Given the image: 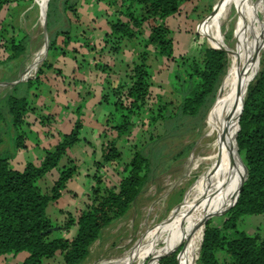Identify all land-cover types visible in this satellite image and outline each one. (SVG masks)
<instances>
[{
	"label": "trees",
	"instance_id": "16d2710c",
	"mask_svg": "<svg viewBox=\"0 0 264 264\" xmlns=\"http://www.w3.org/2000/svg\"><path fill=\"white\" fill-rule=\"evenodd\" d=\"M55 1L51 0L47 4V33L53 26L50 17ZM192 1L121 0L119 9L113 15L117 19L107 21L109 33L103 36V41L110 44L109 53H117L122 41L138 38L144 42V51L139 62L128 68L124 82L108 89L101 97V103L112 108L106 120V131H114L116 138L102 143L101 160L98 164L119 163L121 153L116 149V143L133 125L132 118L143 112L152 114L147 121L150 128L147 139L149 149L140 147L133 153L130 160L123 164L121 176L115 186L102 184L100 178L93 176L92 184L95 182V185L90 187L89 204L76 215L67 213L64 227L61 228L68 231L74 227L73 237L50 238L51 233L45 232L54 227V224L45 215V210L49 203L60 198L66 183L72 179L75 167L62 169L48 192L41 193L35 182L54 169L65 151L80 141L81 123L76 121L70 134L64 135L38 165L29 163L22 171L12 170L8 166V158L0 156V256L25 252L27 256L23 264H42L43 260H51L58 255L61 264H83L89 256L90 247L101 238L102 232L129 211L151 181L162 158L161 148L155 145L166 138L187 133L205 115H211L215 111L214 98L228 67L227 53L222 48H210L200 41L203 34L199 27L198 33H193L195 53L188 57L174 56L170 30L165 24L166 18L178 16L181 7ZM9 2L31 5L33 0H0V12ZM74 6L68 0H63L64 10L73 11ZM55 11L57 13V9ZM118 16L123 17L124 22ZM144 25L148 32L143 38L140 30ZM12 28L13 26L10 29L13 30ZM8 31L9 29L0 27V48L5 54L0 59V65L18 59L25 53L28 45L26 36L16 38L9 35ZM55 38L53 36L49 39L48 51L55 46ZM149 46L153 47L154 56L163 60L164 66L174 63L180 69L174 75L176 84L171 90L175 100L163 101L159 94L152 96L151 71L146 63V50ZM46 66L51 69V65L43 62L33 80L39 78L41 68ZM97 68L98 64L95 66ZM102 69L109 70V67L104 65ZM179 74H183L184 79ZM33 80L27 81V87ZM1 108L5 109L9 118L6 124L13 126L14 130L25 124L27 114L33 109L26 94L7 96ZM115 117L118 121L112 124ZM4 119V114H0V120ZM234 129L237 146L235 167L239 183L235 188L210 195L203 203L204 219L201 231L200 228L197 231L196 244H200L198 249L196 246L197 251L193 256L194 264H223L218 259V253H224L229 258V264H264V238L258 234L248 235L236 230L239 218L264 213V60H260V55L258 69L247 87ZM23 140L20 133L12 136L11 143L15 151L25 148ZM190 148L191 145H188L184 153ZM242 165L245 169L243 183ZM227 192H232V195L215 196ZM221 199L226 202L225 219L220 227H211L210 218ZM192 240L190 234H182L171 248L154 254L150 264H182V257L191 248ZM165 253L169 254L162 257Z\"/></svg>",
	"mask_w": 264,
	"mask_h": 264
},
{
	"label": "rangeland",
	"instance_id": "374dc122",
	"mask_svg": "<svg viewBox=\"0 0 264 264\" xmlns=\"http://www.w3.org/2000/svg\"><path fill=\"white\" fill-rule=\"evenodd\" d=\"M68 1L71 4H75V13L80 17V28L77 32L84 31L86 35L92 34L93 38L96 39L109 33L107 21L109 19H117V16L113 15H115L121 5V0H98L102 3L97 6L93 4V0ZM83 1H85V4ZM219 1L221 0H193L181 7V12L178 16L165 19V24L170 30L169 37L172 38L174 45V56L184 55L188 57L195 53L196 41H194L193 33H198L199 27H201L203 34V37L200 36V41L205 42L210 48L213 47L208 42L204 26ZM249 3L251 19L257 25L264 17V2L263 0H249ZM45 4L46 0H43L41 5L37 4L36 0H33L31 5L25 4L22 8L16 9L14 14L16 23H14L13 30H9L10 34L16 38L26 36L29 44L21 59L0 65V114H4V118H8L5 109L1 107L3 100L11 94L15 96L26 94L28 103L33 108L30 113L33 114L30 117L31 119L27 118L25 124H21L17 128L18 130H14L13 126L0 120V156L8 158V166L12 170L22 171L29 163L38 165L46 153L52 151L64 135L70 134L76 121L81 123L80 141L65 151V154L54 169L35 182V186L41 193L48 192L62 169L70 166L75 167L72 179L66 183L60 198L55 202L49 203L45 210V215L54 224V227L58 228L57 231L50 234V238L60 237L64 239L73 237L75 233L74 227L68 231L61 229L64 227L67 213L76 215L78 211L84 210L86 205L89 204L90 187L95 185V182L92 184L93 176L100 178L102 184L115 186L121 176L123 164L130 160L133 153L138 151L140 147L145 150L149 149L147 139L150 128L147 125V121L152 114L143 112L132 118L133 125L129 127L127 133L117 141L115 146L121 153V159L118 164H98L101 160L102 143L116 138L114 131H106L105 127L106 120L112 112L111 106L101 103V108L97 112L91 115L90 112L82 114V110H78V104L72 107L69 102V96L66 94L62 97L61 93L64 89L68 90L67 87L72 88L71 80L75 75H72L71 72L75 59L78 60L73 47L80 49L81 46V53H84V51L89 52L90 46L94 47L96 42L94 43L95 39H93V42L88 41L87 46L90 47L88 48L85 43L86 40L81 38L75 40L73 36L76 35V29L72 26L73 29L70 30L71 44H62L61 41L63 40L61 38H55V46L48 51L49 39L56 32L65 31L67 23L62 21L63 18L58 24L55 23L58 19L55 9L61 13L63 8V0H56L50 17V22L53 26L47 33V7ZM86 6L88 8H85ZM8 7L10 8L11 6ZM82 7L89 10L88 13L90 15H86L87 13L82 11ZM23 9H26V11ZM75 13L74 15H76ZM92 14H94V17L95 15L98 17L96 24L89 21V18L93 17ZM118 18L124 22L123 17L118 16ZM43 21L44 25L41 23ZM140 31L143 38L146 37L148 32L146 25ZM219 34L222 36L224 44L233 52H237L240 30L239 22L233 9L230 11L227 20L220 27ZM103 40H101L99 45H95L96 48L92 51L93 53L89 52L90 58L94 57L96 65H99V68L92 72L93 75L98 76L97 82L99 85L94 78L91 83L97 89L98 87L101 89L97 95L94 94V103L101 102V97L107 93L108 89L113 88L111 86V82L114 81L112 72L119 73L118 84L123 83L125 80L124 75L128 72V68L132 64L139 62L141 53L144 51V42L141 38L122 41L117 53H109L108 46L110 44H105ZM76 41L78 44L74 46L72 43ZM44 44L46 45V54L41 61L42 55H36ZM146 52V63L150 66L151 71L152 84L150 90L152 96L159 94L162 96L161 99L163 101L175 100L171 90L172 86L176 84L174 75L179 73L180 69L174 63L165 64L164 66L163 60L154 56L152 46L147 47ZM226 53L229 65L230 54L227 50ZM4 57L5 54L0 48V59ZM81 59L79 60L81 61ZM53 60L56 61V65L51 69L47 66L42 67V74L38 79L33 80L40 65L43 62H46L47 65H53ZM260 60H264V43L260 50ZM104 65L109 66L113 71L101 70ZM57 71L59 72L57 73ZM179 76L184 79L183 74H179ZM30 80L33 81L29 87L26 84H22L17 86L16 91L12 90L14 87L12 83H25ZM105 84L107 86L104 88ZM102 90L103 93H100ZM50 93H52V96H49ZM55 93L61 94H59V97H55ZM83 93L84 91H82V95ZM79 104H82V102L80 101ZM212 114L205 115L204 119H200L197 125L187 133L178 137L166 138L155 145V147L161 148L160 155L162 158L160 165L154 171L151 181L146 185L135 203L131 205L129 211L120 220L114 222L102 232L101 238L90 247L89 256L83 264H104L127 257L140 238L143 239L160 227L170 211L183 201L186 191L200 178L203 172V167L196 165L194 162L202 158L199 154V149H196V147L201 132L206 127L208 120L213 116ZM35 119L36 121H34ZM114 120L112 124L118 121L117 117ZM30 130L34 133L37 130L39 133L38 138L35 135H30ZM16 133L23 135L25 150L15 151L13 148L9 137L11 138ZM46 138L47 140H45ZM32 145H37L38 149H33ZM188 145H191V148L184 153ZM192 157L193 163H191L192 161L189 162ZM225 194L232 195V192L218 196ZM202 208L203 206L199 212L200 231L201 223L204 219ZM225 211L226 202L221 199L215 213L210 218L211 227H220L222 225L226 216ZM236 230L243 231L248 235L258 234L264 238V213L239 218L236 222ZM165 254L162 257L167 256L169 253ZM26 256L25 252L1 255L0 264H23ZM153 256L154 253L149 252L141 262L133 264H150ZM217 256L223 264H229V258L224 253H218ZM42 264H61V258L56 255L51 260H43ZM190 264H194L193 257Z\"/></svg>",
	"mask_w": 264,
	"mask_h": 264
},
{
	"label": "bare ground",
	"instance_id": "6f19581e",
	"mask_svg": "<svg viewBox=\"0 0 264 264\" xmlns=\"http://www.w3.org/2000/svg\"><path fill=\"white\" fill-rule=\"evenodd\" d=\"M232 9L240 30L237 52L226 46L219 34L220 27ZM208 18L204 26L208 42L213 47L225 48L230 54V63L215 95L214 114L202 130L196 147L202 158L194 161L192 157L189 160L203 167V172L186 191L183 201L170 211L160 227H156L157 229L143 239L140 238L127 257L104 264L139 263L149 252L159 254L166 250L184 233L190 234L193 240L191 248L182 259V264H190L200 244L197 245L196 242L200 228L199 212L203 203L210 195L235 188L239 183L235 167L237 146L234 123L258 66L260 50L264 43V17L255 25L250 16L249 0H221Z\"/></svg>",
	"mask_w": 264,
	"mask_h": 264
},
{
	"label": "crops",
	"instance_id": "0c3cea01",
	"mask_svg": "<svg viewBox=\"0 0 264 264\" xmlns=\"http://www.w3.org/2000/svg\"><path fill=\"white\" fill-rule=\"evenodd\" d=\"M48 1L49 0H46V4H45L46 7L48 4ZM93 1H94L93 4L96 6L99 5V3H102V2H99L98 0H93ZM42 2H43V0H36V3L39 5H41ZM83 3L85 4V1H83ZM25 4L26 3L17 4V5L11 6L10 8L8 7L7 10L5 7L0 13V19L3 20L4 24H11L12 26H14V23H16V21H15L16 19H15V15H14L15 10L22 8L23 5H25ZM83 7H82V11L86 12L87 13L86 15H90V13H88L89 10L85 9V8H88V6H86L85 8H83ZM28 8H30V7H28ZM28 8H26V9H28ZM26 9H23V10L26 11ZM75 12H76V7H74L73 11H70L69 9L64 10L63 8H62L61 13L57 11L58 19H57V22H55V23L58 24L63 18L62 21H65L67 23V26L65 25V28H66L65 31H62L60 33L56 32L54 34V36H56V38H61L63 40V41H61L62 44H71L70 43V38H71L70 37V30L74 28V29H76V35H74L73 38L75 40H77L79 38L86 40V42H85L86 46H87L88 41L93 42L94 41L93 39H95L94 43L95 42L96 43L94 44V47L90 46L91 47L90 48L89 46H87L88 48H90L91 53H93L92 52L94 50L93 48H96V46H95L96 44L97 45L100 44L104 35H102L96 39V38H93L92 34L86 35L84 33V31H81L80 33H78L77 30H79V28H80V17H78L77 13H75ZM74 13L76 15H74ZM93 15L94 14H92V16ZM95 17L93 16V17L89 18L90 23L92 22V23L96 24V22L98 21V17L96 15H95ZM44 18H45V15H44ZM72 26H74V27L72 28ZM64 33H67V35H64ZM27 44H29V40H28ZM72 44L74 46H76V44H78V43L76 41ZM45 49H46V45L44 44V46L39 50V52L36 55V56L42 55L41 60H43V58L46 54ZM73 49H74L75 54L77 55L76 58H78V60L80 58H82V59H81V61L80 60L78 61L75 59V61H74L75 64H74L73 70L71 72L72 75H75V76H73V79L71 80L72 81V88L67 87L68 90L64 89L63 91H61L62 97L67 94L69 96V102L71 103L72 107L75 106L76 104H78V110H82V114H84V112L85 113L90 112V115H91L94 112H97V110H99L101 108V102H98V103L93 102L94 94L97 95L98 92L101 90V89H99V87L97 89V87H95L94 84L91 83V82H93V78H94V79H96L95 82L99 85V83L97 82L99 79L98 76L92 74V72L95 71V66H96L95 58L94 57L90 58V54H89L90 51L89 52L84 51V53H81V46H80V49L77 47H73ZM43 53H44V55H43ZM23 55L24 54H22L18 59H21ZM18 59H16V60H18ZM55 65H56V61H54V64L51 65V68ZM109 70H111V72L113 71L112 69H110V67H109ZM112 73H113L114 81L111 82V86L114 87V86L118 85V83H119L118 82L119 81V76H118L119 73H117V74L115 72H112ZM26 83L27 82H25V83H18V82L12 83V85H14L12 90H15V88L18 85H22V84H26ZM105 86H107V85L105 84L104 88H105ZM82 91H84L83 95H82ZM61 93H59V94H61ZM100 93H103V90ZM51 94L52 93H50L49 96H52ZM59 94L55 93L54 95H56L55 97H59ZM80 101L82 102V104H79ZM32 114L33 113H28V115L26 116V119L32 117ZM4 121L9 122V118H7V119L5 118ZM34 121H36V119ZM60 124H59V127H60ZM30 135H35V137L38 138L39 133L37 130L35 131V133L30 130ZM11 138H12V136H11ZM11 138L9 137L10 140H11ZM45 140H47V138ZM37 147H38L37 145H32L33 149L34 148L38 149ZM25 149H26V147L24 148V150ZM20 150H23V149H20Z\"/></svg>",
	"mask_w": 264,
	"mask_h": 264
},
{
	"label": "flooded vegetation",
	"instance_id": "af4514ba",
	"mask_svg": "<svg viewBox=\"0 0 264 264\" xmlns=\"http://www.w3.org/2000/svg\"><path fill=\"white\" fill-rule=\"evenodd\" d=\"M9 1H11V0H9ZM14 5H17L16 3H11V2H9L7 5H5L4 7H3V9L6 7V10H7V8H8V6H14ZM2 9V10H3ZM1 10V11H2ZM1 13V12H0ZM7 13V12H6ZM0 27H3L4 29H9L10 30V28L12 27V25L11 24H4L3 23V20H1L0 19ZM9 35H10V31H9V33H8Z\"/></svg>",
	"mask_w": 264,
	"mask_h": 264
},
{
	"label": "water",
	"instance_id": "95a60500",
	"mask_svg": "<svg viewBox=\"0 0 264 264\" xmlns=\"http://www.w3.org/2000/svg\"><path fill=\"white\" fill-rule=\"evenodd\" d=\"M45 20V19H44ZM42 25H44V21L42 22ZM213 48V47H212ZM225 52V51H224ZM14 83H17V82H14ZM242 104H243V102H242ZM239 118V117H238ZM237 122H238V120H237ZM242 167H243V165H242ZM243 171H244V178H243V181H242V183L244 182V180H245V169H244V167H243ZM242 183H241V185H242ZM240 185V186H241ZM58 230V228L57 227H52V228H49V229H47L46 230V234H50V233H52V232H54V231H57Z\"/></svg>",
	"mask_w": 264,
	"mask_h": 264
}]
</instances>
